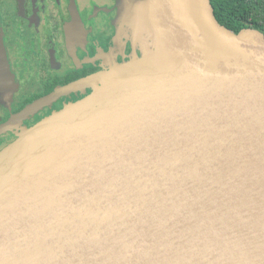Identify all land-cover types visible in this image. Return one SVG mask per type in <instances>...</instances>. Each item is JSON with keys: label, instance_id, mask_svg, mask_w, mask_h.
Masks as SVG:
<instances>
[{"label": "water", "instance_id": "water-1", "mask_svg": "<svg viewBox=\"0 0 264 264\" xmlns=\"http://www.w3.org/2000/svg\"><path fill=\"white\" fill-rule=\"evenodd\" d=\"M118 1L141 55L0 150V264H264V33Z\"/></svg>", "mask_w": 264, "mask_h": 264}, {"label": "flooded vegetation", "instance_id": "flooded-vegetation-1", "mask_svg": "<svg viewBox=\"0 0 264 264\" xmlns=\"http://www.w3.org/2000/svg\"><path fill=\"white\" fill-rule=\"evenodd\" d=\"M0 0V33L11 85L0 77V126L40 100L45 104L0 132V150L23 131L102 85L90 79L134 52L118 0ZM76 85L48 98L62 87Z\"/></svg>", "mask_w": 264, "mask_h": 264}, {"label": "trees", "instance_id": "trees-1", "mask_svg": "<svg viewBox=\"0 0 264 264\" xmlns=\"http://www.w3.org/2000/svg\"><path fill=\"white\" fill-rule=\"evenodd\" d=\"M219 22L236 32L246 28L264 33V0H211Z\"/></svg>", "mask_w": 264, "mask_h": 264}, {"label": "rangeland", "instance_id": "rangeland-1", "mask_svg": "<svg viewBox=\"0 0 264 264\" xmlns=\"http://www.w3.org/2000/svg\"><path fill=\"white\" fill-rule=\"evenodd\" d=\"M7 3H10V1H9V0H7Z\"/></svg>", "mask_w": 264, "mask_h": 264}]
</instances>
